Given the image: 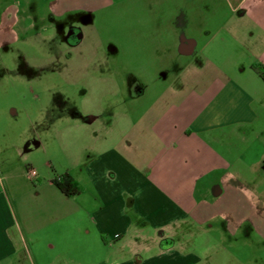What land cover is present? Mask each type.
Returning <instances> with one entry per match:
<instances>
[{
    "label": "crops",
    "instance_id": "obj_1",
    "mask_svg": "<svg viewBox=\"0 0 264 264\" xmlns=\"http://www.w3.org/2000/svg\"><path fill=\"white\" fill-rule=\"evenodd\" d=\"M205 1L211 18H235L230 25L204 27L206 38L224 34L219 42L246 55L245 67L195 57L148 106L112 111L106 123L103 112H75L72 121L92 136L91 158L70 174L82 192L66 197L50 180L46 191L60 201V218L24 225L5 216L10 212L1 188L0 264H53L52 251L58 264H246L222 247L235 230L252 226L237 203L222 202L227 191L240 197L226 184L243 176L212 147V133L258 118L252 98L264 81L251 66L264 67V0ZM188 3L190 8L192 0ZM181 35L179 53L192 56L197 41L186 30ZM128 95L133 102L146 92L136 86ZM229 95L242 98L232 114L223 108ZM120 115L123 122H115ZM259 157L254 173L264 178V152ZM214 232L220 236L212 243L208 237ZM199 236H206L204 244Z\"/></svg>",
    "mask_w": 264,
    "mask_h": 264
},
{
    "label": "rangeland",
    "instance_id": "obj_2",
    "mask_svg": "<svg viewBox=\"0 0 264 264\" xmlns=\"http://www.w3.org/2000/svg\"><path fill=\"white\" fill-rule=\"evenodd\" d=\"M209 6L205 0H192L190 8L188 0H0V189L10 212L6 217L24 225L60 218V201L46 187L57 176L76 174L93 154L92 136L72 121L75 112H103L106 123L112 111L148 106L195 57L245 67L246 55L219 42L224 34L206 38L204 27L235 20L211 18ZM62 15L79 17L68 19L61 30L55 21ZM69 26L81 33L78 45L64 40ZM185 30L197 41L192 56L178 50ZM136 86L146 95L132 102L128 93ZM252 99L256 122L213 132L212 147L226 154L229 164L236 163L243 176L227 180V188L237 189L240 197L236 201L227 191L223 205L237 203L241 217L252 224L235 230L222 247L246 264H264V178L254 173L264 152V88ZM241 101L229 95L224 113L232 114ZM31 140L39 145L30 147ZM219 236L214 232L208 238L215 243ZM205 237L197 238L199 245ZM49 254L58 264L55 251Z\"/></svg>",
    "mask_w": 264,
    "mask_h": 264
},
{
    "label": "trees",
    "instance_id": "obj_3",
    "mask_svg": "<svg viewBox=\"0 0 264 264\" xmlns=\"http://www.w3.org/2000/svg\"><path fill=\"white\" fill-rule=\"evenodd\" d=\"M252 70L264 81V67L260 64L254 63L251 66ZM53 186L64 196L72 197L79 195L82 192V187L74 180V178L64 173L51 180Z\"/></svg>",
    "mask_w": 264,
    "mask_h": 264
},
{
    "label": "flooded vegetation",
    "instance_id": "obj_4",
    "mask_svg": "<svg viewBox=\"0 0 264 264\" xmlns=\"http://www.w3.org/2000/svg\"><path fill=\"white\" fill-rule=\"evenodd\" d=\"M71 17L72 18H77L79 16L72 15ZM71 17L70 18H66L65 15H62V17L57 18V20L55 21V24H56L55 27H57V28L62 30L67 25L68 19L71 21ZM32 18H33L32 20L34 21V17H32ZM81 38H82V36H81V33H80L79 29L77 27H74V26H69L68 30H67V33L64 36L65 42L72 44V46L78 45L79 41L81 40ZM92 61H94V60H92Z\"/></svg>",
    "mask_w": 264,
    "mask_h": 264
},
{
    "label": "built area",
    "instance_id": "obj_5",
    "mask_svg": "<svg viewBox=\"0 0 264 264\" xmlns=\"http://www.w3.org/2000/svg\"><path fill=\"white\" fill-rule=\"evenodd\" d=\"M28 174H29L30 177H33V178L36 176L35 171L32 170V169H30V170L28 171Z\"/></svg>",
    "mask_w": 264,
    "mask_h": 264
}]
</instances>
